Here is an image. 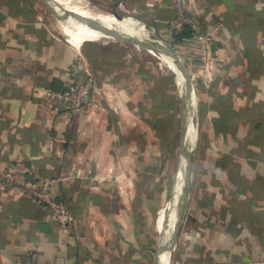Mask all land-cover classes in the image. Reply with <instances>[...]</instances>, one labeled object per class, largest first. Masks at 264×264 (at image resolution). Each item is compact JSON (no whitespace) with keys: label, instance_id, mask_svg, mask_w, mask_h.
<instances>
[{"label":"crops","instance_id":"crops-1","mask_svg":"<svg viewBox=\"0 0 264 264\" xmlns=\"http://www.w3.org/2000/svg\"><path fill=\"white\" fill-rule=\"evenodd\" d=\"M40 1L0 0V171L57 178L73 219L62 231L43 204L0 187V264H152L183 168L181 79L126 41L74 46ZM109 2L172 45L194 81L187 203L170 262H264V0ZM180 9L210 39L209 77L192 34H169ZM90 71L97 86L79 110L44 106V89Z\"/></svg>","mask_w":264,"mask_h":264},{"label":"built area","instance_id":"built-area-1","mask_svg":"<svg viewBox=\"0 0 264 264\" xmlns=\"http://www.w3.org/2000/svg\"><path fill=\"white\" fill-rule=\"evenodd\" d=\"M184 27L190 29L192 41L198 45L199 49H202L200 57L205 62V73L209 77V69L212 66V62L207 48L210 45V39L201 31L198 23L180 9L176 16L168 21V28L179 32ZM141 28H143L144 33H147L144 24L141 25ZM156 58L159 60L158 63L160 65L163 66L164 64V66L168 67L167 69L165 67L164 71H170L171 67L168 60L160 56ZM96 86L97 77L90 71L87 73L85 80L81 82H71L60 90L44 89L41 99L44 106L48 109L61 106L76 111L88 100V97ZM15 172V167L12 165L0 171L1 189H15L18 195L29 196L36 202L43 204L49 210L51 216L58 222L62 231H67L68 224L72 221L73 215L67 203L56 197L55 186L58 179L50 176L19 178L15 175ZM262 263L264 264V262L260 264Z\"/></svg>","mask_w":264,"mask_h":264},{"label":"water","instance_id":"water-1","mask_svg":"<svg viewBox=\"0 0 264 264\" xmlns=\"http://www.w3.org/2000/svg\"><path fill=\"white\" fill-rule=\"evenodd\" d=\"M42 3L45 5L47 10L53 15L55 19L61 21L62 19L72 18L75 21L81 22L88 27H91L101 33L100 37H106L114 40H121L132 43L150 54L154 55L155 57L160 56L168 61H171L176 67L179 68L182 75L185 78V96H181V104H182V117L180 121L179 127V140L177 144L178 153L183 158L184 156L187 159L188 166L183 170L180 168L177 170L176 176V184H175V211H176V219L173 229L170 233V237L167 240L163 253L166 256V263L170 264V259L168 256L173 252L179 235L182 231L183 219L186 209L187 203V193H188V178L190 173V159L191 153L188 148L184 150V140L186 138V134L189 130V125L191 121V114L193 112V106L195 102V93H194V81L190 75L188 68L184 61L180 58L175 48L163 42L160 39L149 38L147 36H143L138 33H126L121 31L115 30H106L99 27L96 23L88 19H81L74 15H70L66 13L62 7L55 1V0H41ZM111 14L118 20H121V16L115 11L112 10ZM187 99L186 106L182 101ZM190 99V101H189ZM189 101V102H188ZM189 103V104H188ZM185 107V108H184ZM157 250H155V255H157ZM155 264H159L158 260L156 259ZM263 264V263H262Z\"/></svg>","mask_w":264,"mask_h":264},{"label":"bare ground","instance_id":"bare-ground-1","mask_svg":"<svg viewBox=\"0 0 264 264\" xmlns=\"http://www.w3.org/2000/svg\"><path fill=\"white\" fill-rule=\"evenodd\" d=\"M55 1L62 7V9L66 13L70 15H74L81 19L91 20L94 23H96L99 27H101L102 29L115 30V31H121V32H126V33H138L141 35L144 34L141 31V29H138V26H136L137 24H135L130 19L125 18V19L118 20L112 14H110L111 12L110 13L109 12L105 13V12H100V11L93 12L88 8L79 6L78 4H72L71 0H55ZM58 22H60L59 24L63 32L67 36L68 41L76 47H80L84 41L100 40V38H98L101 35L99 31L91 27H88L87 25L81 22L75 21L72 18L62 19L61 21H58ZM169 65L172 67L173 71H175L177 75L179 76V78L181 79V82H182L181 90L183 91L182 92V97H183L185 96V89H187L185 88L186 80L184 76L182 75L181 71L179 70V68L176 67L171 61H169ZM182 101L184 102V105L186 106L187 99L185 100L182 99ZM193 140H194V128L188 130V133L184 140V146H185L184 150L188 147L189 149L192 148ZM182 164H183V170L185 171V169L188 166V162L185 156L182 158ZM175 214H176L175 195L173 194L170 200L166 203L165 210L160 212V215L158 217L157 224L159 226L160 231H162L163 233L160 246L157 251V260L159 264L166 263V256L163 253V249H164V246L167 240L170 237V233L175 224V219H176Z\"/></svg>","mask_w":264,"mask_h":264},{"label":"rangeland","instance_id":"rangeland-1","mask_svg":"<svg viewBox=\"0 0 264 264\" xmlns=\"http://www.w3.org/2000/svg\"><path fill=\"white\" fill-rule=\"evenodd\" d=\"M99 1V0H98ZM103 2L104 3H102L101 1H99V4L100 5H97V6H99L98 8H100V9H97V7H93L92 5H90L89 4V2L88 1H86V0H71V3L72 4H78L79 6H82V7H84V8H91V9H94V11H96V10H98V11H100V12H111L110 10H111V2H109V0H108V2H106V1H104L103 0ZM106 2V3H105ZM40 5H41V7L43 8V10H46V14H45V17L47 18V19H50L51 21H52V23H53V28H55L54 29V31H55V33L58 35V36H60L62 39L63 38H66L67 39V36L65 35V33L63 32V30H62V28H61V26H60V22H58V20L57 19H55L54 17H53V15L46 9V7H45V5L40 1ZM90 5V6H89ZM92 11V10H91ZM117 13L121 16V18H123V19H130V18H133L132 16H133V13H135V12H133V10L129 7V6H127V5H124V7H122V8H117ZM111 14V13H110ZM131 20V19H130ZM134 20V21H133ZM132 21L135 23V19H132ZM143 23H141V21H138V24L136 25V26H138V29H140L139 28V26L141 27V25H142ZM143 33H144V31L143 30H141ZM145 34V33H144ZM144 34H142L143 36H146V35H144ZM102 38H104V37H101L100 39H102ZM154 58V63H156L157 61L159 62V60L156 58L155 59V56L153 57ZM163 68H164V70H165V67L166 66H164V64H163V66H162ZM171 67V66H170ZM168 67H166V69H167ZM171 70H172V67H171ZM95 74V73H94ZM96 75V74H95ZM178 105H180V104H178ZM181 106V105H180ZM152 264H155V261H153V263ZM170 264H172L171 262H170Z\"/></svg>","mask_w":264,"mask_h":264},{"label":"trees","instance_id":"trees-1","mask_svg":"<svg viewBox=\"0 0 264 264\" xmlns=\"http://www.w3.org/2000/svg\"><path fill=\"white\" fill-rule=\"evenodd\" d=\"M190 33H191L190 29L188 27H184L183 30H181L179 32L170 31L169 34H170L173 42H178V41H181L183 38L190 36ZM91 44H93V43H91ZM124 52H125V50H124ZM108 54H110V52ZM118 57L122 60L121 57H123V55H118Z\"/></svg>","mask_w":264,"mask_h":264}]
</instances>
